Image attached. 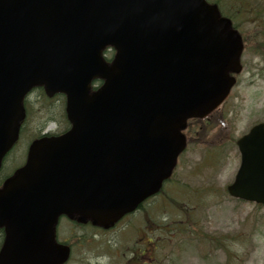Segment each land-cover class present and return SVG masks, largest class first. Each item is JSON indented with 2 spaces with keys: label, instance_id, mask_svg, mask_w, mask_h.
<instances>
[{
  "label": "water",
  "instance_id": "1",
  "mask_svg": "<svg viewBox=\"0 0 264 264\" xmlns=\"http://www.w3.org/2000/svg\"><path fill=\"white\" fill-rule=\"evenodd\" d=\"M242 49L206 0H0V164L31 88L65 93L71 123L34 140L0 188V264H62L59 216L108 228L158 192L185 147L180 130L225 99ZM237 145L227 190L264 203V123Z\"/></svg>",
  "mask_w": 264,
  "mask_h": 264
},
{
  "label": "rangeland",
  "instance_id": "2",
  "mask_svg": "<svg viewBox=\"0 0 264 264\" xmlns=\"http://www.w3.org/2000/svg\"><path fill=\"white\" fill-rule=\"evenodd\" d=\"M209 1H217L244 39L243 69L229 97L207 121L189 124L174 174L141 210L109 231L60 221V235L70 230L82 236L66 264H124L136 241L147 238L151 264H264V205L226 191L240 163L236 140L264 122V48L253 50L264 45V0ZM112 52L106 50V57ZM26 99L28 114L2 162L0 181L23 164L40 131L66 127L63 96L48 98L37 88Z\"/></svg>",
  "mask_w": 264,
  "mask_h": 264
},
{
  "label": "flooded vegetation",
  "instance_id": "3",
  "mask_svg": "<svg viewBox=\"0 0 264 264\" xmlns=\"http://www.w3.org/2000/svg\"><path fill=\"white\" fill-rule=\"evenodd\" d=\"M146 202L144 201L140 206H138V209H136L133 213L141 210V208L144 207V204ZM133 213L126 214L122 218V220L125 219V218H127V217H129ZM70 222L72 223L73 226H76V227L86 225L84 223H82V224L81 223H77L76 220H70ZM97 230L101 231L103 229H99L98 228ZM103 231H106V230H103ZM81 237L82 236H80V234H77V235L72 234V235H70V230H69L68 235L62 240V242L66 243L69 246L70 250H71L72 247H73V245H74V243L77 244L79 242V240L81 239ZM136 242L137 243L133 246L132 250L128 253V257L125 259V261L123 263L124 264H145V263L146 264H151L152 257L150 255V252H151V241H150V239L147 238V241H144V242H142V241H140V239H138ZM139 243L142 244V247L139 245ZM137 245L139 247V250L136 249V246ZM69 258H70V256H69Z\"/></svg>",
  "mask_w": 264,
  "mask_h": 264
},
{
  "label": "trees",
  "instance_id": "4",
  "mask_svg": "<svg viewBox=\"0 0 264 264\" xmlns=\"http://www.w3.org/2000/svg\"><path fill=\"white\" fill-rule=\"evenodd\" d=\"M213 2H215V3H217V1H213ZM218 4V3H217ZM219 6V5H218ZM260 47H262V48H264V45H262L261 43L259 44V45H254L253 46V50L254 51H260L259 49H260ZM62 132V130L60 131V133ZM57 134V133H56ZM2 235V232L0 231V236Z\"/></svg>",
  "mask_w": 264,
  "mask_h": 264
}]
</instances>
